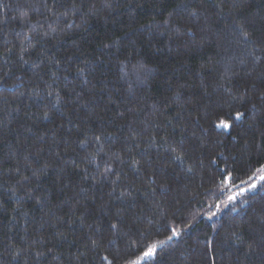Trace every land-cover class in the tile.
Wrapping results in <instances>:
<instances>
[{"label": "trees", "instance_id": "obj_1", "mask_svg": "<svg viewBox=\"0 0 264 264\" xmlns=\"http://www.w3.org/2000/svg\"><path fill=\"white\" fill-rule=\"evenodd\" d=\"M263 166L264 0H0V264H264Z\"/></svg>", "mask_w": 264, "mask_h": 264}, {"label": "rangeland", "instance_id": "obj_2", "mask_svg": "<svg viewBox=\"0 0 264 264\" xmlns=\"http://www.w3.org/2000/svg\"><path fill=\"white\" fill-rule=\"evenodd\" d=\"M261 176H264V166L261 167L256 173L255 175H253L247 183H243L239 186H237L236 188L234 189H231V190H228L225 194H224V197L222 199V201L214 208V210L212 211L211 214L208 215L209 218L211 217H214V216H217L222 207H225L229 202H232V201H229V196H233V195H236L237 193H239L241 191V189H248L249 188V185L251 184H255L256 187H257V184L258 182H260L261 180L259 179ZM255 187V188H256ZM255 188H252L250 190H246V191H251V190H254ZM244 191L243 194L246 192ZM241 195H236V199L237 198H240ZM235 199V200H236ZM146 258V257H145Z\"/></svg>", "mask_w": 264, "mask_h": 264}, {"label": "snow or ice", "instance_id": "obj_3", "mask_svg": "<svg viewBox=\"0 0 264 264\" xmlns=\"http://www.w3.org/2000/svg\"><path fill=\"white\" fill-rule=\"evenodd\" d=\"M246 35V34H245ZM241 116H242V113H237L236 114V119H240L241 118ZM219 126H222V127H225V128H228L229 127V125L228 124H226V123H224V122H221V125H219ZM97 139H99V138H97ZM261 181H264V176H261L260 178H259ZM256 187V185L253 183V184H251V185H249V188L248 189H241V191L239 192V193H237L236 195H242L243 194V192L244 191H246V190H250V189H252V188H255ZM236 195H233V196H229V201H234L235 199H236ZM112 227L113 228H115L116 227V225H112ZM173 236H176V235H178V232H176V230H173ZM172 237L170 236L169 237V239H171ZM156 245H151L148 249H147V251H145L144 253H143V257H141V259H143V258H145V257H151L153 254H154V252H155V250H156ZM105 259H107V257H105ZM132 264H140V262H139V260H137V261H135V262H132Z\"/></svg>", "mask_w": 264, "mask_h": 264}]
</instances>
